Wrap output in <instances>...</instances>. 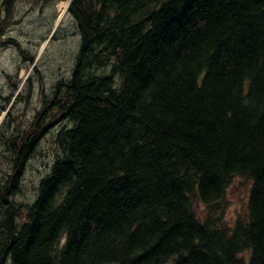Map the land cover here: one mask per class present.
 <instances>
[{
	"label": "trees",
	"instance_id": "trees-1",
	"mask_svg": "<svg viewBox=\"0 0 264 264\" xmlns=\"http://www.w3.org/2000/svg\"><path fill=\"white\" fill-rule=\"evenodd\" d=\"M67 1L70 77L26 128L0 129V264H264V0ZM61 121L35 197L16 201ZM236 176L250 186L229 222Z\"/></svg>",
	"mask_w": 264,
	"mask_h": 264
},
{
	"label": "rangeland",
	"instance_id": "rangeland-1",
	"mask_svg": "<svg viewBox=\"0 0 264 264\" xmlns=\"http://www.w3.org/2000/svg\"><path fill=\"white\" fill-rule=\"evenodd\" d=\"M1 1L0 19L4 16ZM62 2L68 8L67 0L13 2L11 18L0 35V129L3 128L6 134L15 127L26 128L42 106L44 95H51L57 81L68 79L71 75L81 36L69 11L60 16L58 6ZM99 73L109 74L110 66L97 70ZM117 77L118 74L114 75V87L120 82ZM5 122L9 126H5ZM64 123L54 124L39 140L35 154L27 160L19 177V192L13 196L16 201L27 202L35 197L40 180L54 162V136ZM4 162L2 168L7 170L6 160ZM1 176H4V171ZM249 186L245 177L233 178L226 191L224 212L229 222L238 213H244Z\"/></svg>",
	"mask_w": 264,
	"mask_h": 264
},
{
	"label": "bare ground",
	"instance_id": "bare-ground-1",
	"mask_svg": "<svg viewBox=\"0 0 264 264\" xmlns=\"http://www.w3.org/2000/svg\"><path fill=\"white\" fill-rule=\"evenodd\" d=\"M58 7L61 11L60 16L63 17L68 12L67 4L65 2H62L59 4Z\"/></svg>",
	"mask_w": 264,
	"mask_h": 264
}]
</instances>
